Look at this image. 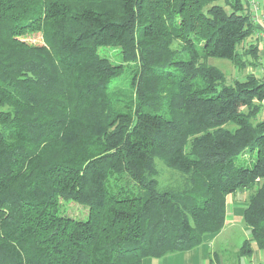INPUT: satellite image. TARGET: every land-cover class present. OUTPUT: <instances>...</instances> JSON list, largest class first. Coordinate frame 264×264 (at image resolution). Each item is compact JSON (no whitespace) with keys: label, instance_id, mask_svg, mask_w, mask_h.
Instances as JSON below:
<instances>
[{"label":"trees","instance_id":"1","mask_svg":"<svg viewBox=\"0 0 264 264\" xmlns=\"http://www.w3.org/2000/svg\"><path fill=\"white\" fill-rule=\"evenodd\" d=\"M254 30L247 0H0V264L187 251L243 190L264 251V77L208 62L258 65Z\"/></svg>","mask_w":264,"mask_h":264},{"label":"rangeland","instance_id":"2","mask_svg":"<svg viewBox=\"0 0 264 264\" xmlns=\"http://www.w3.org/2000/svg\"><path fill=\"white\" fill-rule=\"evenodd\" d=\"M260 3H264V0H259ZM32 42L40 43L41 38L39 34H33L28 38ZM111 52V51H110ZM112 57L113 54H112ZM208 62L212 65H216L220 67L223 72L226 74L227 80H231L234 77L242 78L245 73L255 71L257 74L260 72V65H249L244 69H239L233 62L226 58L219 57H210L208 58ZM262 76V75H261ZM264 110L260 111L259 117L262 118ZM243 158L242 156L235 158L236 160H240ZM157 167L160 169L159 178L162 182L168 181V184L175 185L177 183V174H171L167 170L166 165L160 158L155 159ZM174 180L175 182H173ZM246 193V198L250 190H243ZM232 195H235L231 193ZM230 195V194H228ZM229 196L228 199L230 197ZM237 195V194H236ZM238 198V196H237ZM244 206L246 205V199L243 200ZM61 210L63 213L73 216L74 218L84 219L87 216V209L75 202V201H62ZM249 228L243 223L241 215L235 214L233 215L232 221L229 223H225L224 228L221 233L214 239V242H205L197 246L199 253L195 264H209V259H212L213 264H246L243 261V258H239L237 255V249L242 243V241L249 237ZM203 245L206 247V253L204 257H201L200 248ZM194 249V248H193ZM186 251H178L171 253L172 257H178L180 259V264H190L185 260ZM174 255V256H173ZM163 257L161 258H153L148 257L143 259V264H147L150 261V264H163ZM194 260V259H193ZM247 264H264V251H255L254 254L247 260Z\"/></svg>","mask_w":264,"mask_h":264},{"label":"crops","instance_id":"3","mask_svg":"<svg viewBox=\"0 0 264 264\" xmlns=\"http://www.w3.org/2000/svg\"><path fill=\"white\" fill-rule=\"evenodd\" d=\"M263 7H264V3H262V4L260 3V10L262 12H264ZM249 41L256 43L258 48H259L258 53H259L260 63L258 65H260L261 68H260V72L258 73V75H260V76L262 75L264 77V40L261 39L260 37H258L256 35V33H254V36ZM233 194H235V195H232V194L227 195V215H226V222L225 223L231 222L233 215H235V214L242 215V211L244 208L243 200L246 199V193L244 191H238V192H235ZM231 195H232V197H230L228 199V197ZM237 196H238V198H237ZM221 231L215 235L205 236L202 244H204L205 242H214V239L221 233ZM199 248L201 250L200 251L201 257H204L205 253H206L205 245H203L202 247H199ZM186 252H188V253H186L185 260L187 262H190V264H195L194 261H196L198 253H199L198 248L195 247L194 249L187 250ZM162 262H163V264H180V259L178 257H172L171 254H168V255L164 256ZM147 264H150V261H148ZM182 264H183V262H182Z\"/></svg>","mask_w":264,"mask_h":264},{"label":"built area","instance_id":"4","mask_svg":"<svg viewBox=\"0 0 264 264\" xmlns=\"http://www.w3.org/2000/svg\"><path fill=\"white\" fill-rule=\"evenodd\" d=\"M247 2L250 7L251 20L255 26L254 33L264 40V12L260 10V2L259 0H247Z\"/></svg>","mask_w":264,"mask_h":264}]
</instances>
